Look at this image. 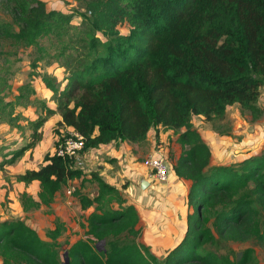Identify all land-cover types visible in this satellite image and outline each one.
Wrapping results in <instances>:
<instances>
[{
  "label": "trees",
  "instance_id": "obj_1",
  "mask_svg": "<svg viewBox=\"0 0 264 264\" xmlns=\"http://www.w3.org/2000/svg\"><path fill=\"white\" fill-rule=\"evenodd\" d=\"M27 4V12L13 11L11 22H0V39L34 47L54 30L58 35L74 16L47 11L39 0ZM76 14L83 27L64 50L77 55L67 57L65 66L71 68L62 89L51 78L41 79L55 103V110L44 102L42 108L59 114V125L85 139L81 153L112 142L143 143L158 127L173 131L180 154L172 169L191 183L186 232L160 261L137 243L140 218L134 206L126 205L125 186H110L96 171L85 179L73 166L78 156L47 154L37 169L16 177L18 183L38 182L39 187L37 200L22 194V208H50L69 182L80 180V188L94 184L92 195L80 189L73 193L87 212L80 225L84 237L65 243L62 262L57 241L67 231L62 221L47 231V241L23 220L1 221L2 264H12L15 255L32 264H251V248L233 258L203 251L216 239L264 241V215L254 208L256 197L264 208V148L238 163L213 165L192 119H202L224 136L228 133L216 126L226 119L228 107L237 106L252 121L264 117L258 106L264 88V0H92ZM123 25L128 34L119 32ZM1 91L0 117L14 111ZM43 122L34 123L31 140L8 164L34 148ZM217 202L223 204L217 207Z\"/></svg>",
  "mask_w": 264,
  "mask_h": 264
},
{
  "label": "rangeland",
  "instance_id": "obj_2",
  "mask_svg": "<svg viewBox=\"0 0 264 264\" xmlns=\"http://www.w3.org/2000/svg\"><path fill=\"white\" fill-rule=\"evenodd\" d=\"M39 1L43 3V8L47 11L55 10L64 15L74 16L71 19L70 25L60 29L58 35V31L54 30L49 36L40 38L38 45L34 47H26L24 46L25 44H17L0 39V41L2 40L0 43V76L2 77L0 89L3 90L1 91V96L6 98L4 102L11 103V106H8L9 109H14L10 114L6 113L0 117V163H3L0 167V222L23 220L43 240L47 241V231L53 229L57 220L62 221L67 231L65 230L66 232L57 241L61 246L59 252L61 261L63 262L65 261V243L70 244L84 237L80 225L84 223L87 212L81 211L76 197L71 196L74 190H71V194L67 192L70 188L77 190L80 187V181L77 180L73 184L71 183L69 186L63 188L50 208L24 211L21 205L22 194L26 193L27 195L34 196L38 188L31 185V187L24 186L16 181V177L29 169L38 168L42 164L45 155H53L56 147L68 137L69 134L67 133L73 131L70 128L59 125L61 120L59 114L50 115L45 113L47 109L42 108V102L51 110H54L55 106L50 91L45 87L41 79L43 77L51 78L58 89L63 88L65 77L71 68L65 66V63H68L67 57L68 55H77L73 50L64 49L71 46L70 39L74 41L76 36H78V29L83 27L81 18L76 13H83L86 3L92 0ZM28 8L27 0H0V22H11L13 11L23 14L27 12ZM18 29L19 26L17 24L13 25V30L18 31ZM118 30L121 34H128L129 32V28L124 25L119 27ZM97 37L101 41H105L100 34H97ZM74 47L79 49L78 46ZM40 57L42 58L39 60ZM4 59H6V62H4ZM33 64L36 66L33 67ZM48 94L50 99L47 97ZM38 119H43L44 122L41 128L37 130L38 140L34 148L25 151L14 162L8 164L11 155L15 151H18L17 149L24 148L29 143L34 131L33 125ZM192 122L196 129L204 128L205 123L201 119H196ZM249 126V121L245 115L239 116L236 109H229L226 119L216 126V128L229 133V135L225 136L227 138L224 142L221 139L222 142L214 140V144L210 146L212 151L214 152L213 148L216 144L226 149V145L234 147L236 145H246L247 143L249 145L252 143L250 141H254V138L249 136L250 133H247L251 128ZM207 127L210 128L209 125ZM246 137L247 141H244ZM174 138L175 135L172 132L161 129V143H155V147L148 149L143 155L141 162L150 154L149 151H152V153L157 152L160 148L166 146L167 151H164L165 160L170 169L172 162H174L179 153L178 146L173 142ZM151 140L154 141L155 138L151 137ZM147 147L145 146V148ZM99 155L103 157L104 153ZM224 156L226 158L223 161H216V164L227 163L226 165H228L238 163L234 155L225 154ZM101 163L100 160L94 163H85V165H90L86 166L84 170L89 172L101 170V167L97 166ZM126 182L127 180H124L119 188L122 189ZM154 186L158 185L155 184ZM81 189H83L82 194L92 195L96 187L94 184L89 183L87 186H82ZM222 204V202H217L216 206L218 207ZM254 208L258 210V213H261V216L264 215V208L257 197L254 202ZM210 221L208 225H210ZM137 243L141 244L139 236ZM204 247L203 253L208 251L218 252L222 256H229L231 258L238 256L246 248H251L253 250L251 264H264V241L251 239L243 243H237L229 239H216L214 243L206 244ZM161 257L157 258H160L159 260L161 261L163 259ZM2 260L3 257L0 254V264H2ZM11 263L32 264L28 259L19 255L13 256Z\"/></svg>",
  "mask_w": 264,
  "mask_h": 264
},
{
  "label": "crops",
  "instance_id": "obj_3",
  "mask_svg": "<svg viewBox=\"0 0 264 264\" xmlns=\"http://www.w3.org/2000/svg\"><path fill=\"white\" fill-rule=\"evenodd\" d=\"M47 97L50 99L49 94ZM258 106L264 110V88L261 90ZM229 109H236L237 115L241 116L237 106L228 107L227 112ZM245 117L249 121V127H251L247 133H250L249 136L254 138V141H250L252 143L249 145H247L248 143L246 145L241 144L234 147H229V145H226V149L221 148L219 144H216V146L213 148L214 152L210 147L214 144V140L220 142L223 140L224 142L227 138L225 136H228L229 133L228 135L222 136L212 130V127L209 124L208 125L210 128L207 127L208 125L205 122L203 129H196L194 127L195 125L193 126L201 135L204 143L210 150L211 164L224 165L225 163L216 164V161H223V159L226 158L224 156L225 154L234 155V158L237 160L236 162H240L248 157L256 156L261 153L264 148V117L256 121H252L249 115H245ZM196 119L200 118H193L192 121ZM161 129L172 132L173 135H175L173 141L175 142L177 135L173 131L158 127L151 129L147 134L146 140L140 144H133L129 142H112L96 149H87L74 159L73 166L74 168L83 171L85 179H89L88 174L91 171H85L84 169L90 164L85 165V163H94L95 161L100 160L102 163L97 166L101 167V170H97L96 172L99 173V176L107 184L121 190L119 188L120 185L123 184L124 180H127V182L123 185L125 188L122 191L124 193L126 205L134 206L139 214L140 243L146 246L154 256H162V259L164 256H166L168 251L173 249L181 241L186 232V218L187 214L189 213L187 208V196L191 187V183L176 177L172 169L174 162L171 164L167 182L160 184L151 179V169L146 165V161L149 157H152L156 154H161L166 158L164 153V151H167L166 146L164 148H160V150L157 152L152 153V151H149L150 154L146 158L144 157L145 160L141 162L143 155L148 151V149L155 147V143H161ZM151 137H154L155 140L152 141ZM244 141H247V137L244 138ZM145 146L148 147L145 148ZM178 148L179 153L174 161L180 154V147L178 146ZM103 153L104 156L107 157L104 158V156H98V154ZM141 179L148 183V186L145 189L140 188ZM75 181L69 182L67 186H69L71 183L73 184ZM88 184L89 182H86L84 185L87 186ZM155 184L158 186H154ZM23 185L35 186V188H38L39 191L38 182H33L29 185ZM78 189H80L81 192L83 190L80 187H78ZM71 190L75 191L76 189H68V194H71ZM37 193L32 196L33 199L37 200ZM59 194L60 193H57L55 195L54 201ZM71 196L73 197V194Z\"/></svg>",
  "mask_w": 264,
  "mask_h": 264
},
{
  "label": "built area",
  "instance_id": "obj_4",
  "mask_svg": "<svg viewBox=\"0 0 264 264\" xmlns=\"http://www.w3.org/2000/svg\"><path fill=\"white\" fill-rule=\"evenodd\" d=\"M66 137L55 149L54 155L61 159H73L80 155L85 147V139L75 131H69ZM146 165L151 169V179L157 183H165L169 178L170 169L165 157L156 154L149 157Z\"/></svg>",
  "mask_w": 264,
  "mask_h": 264
},
{
  "label": "water",
  "instance_id": "obj_5",
  "mask_svg": "<svg viewBox=\"0 0 264 264\" xmlns=\"http://www.w3.org/2000/svg\"><path fill=\"white\" fill-rule=\"evenodd\" d=\"M147 186H148V183L145 182L143 179H141L140 180V188L141 189H145ZM103 246H104V242H101V243L97 244V250L101 251L103 249Z\"/></svg>",
  "mask_w": 264,
  "mask_h": 264
}]
</instances>
